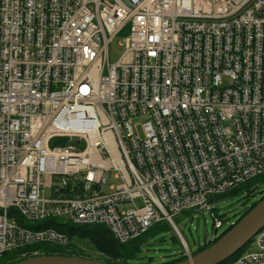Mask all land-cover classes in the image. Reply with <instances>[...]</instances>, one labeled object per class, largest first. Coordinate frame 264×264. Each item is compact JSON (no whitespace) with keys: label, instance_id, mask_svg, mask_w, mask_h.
<instances>
[{"label":"built area","instance_id":"2783aa9c","mask_svg":"<svg viewBox=\"0 0 264 264\" xmlns=\"http://www.w3.org/2000/svg\"><path fill=\"white\" fill-rule=\"evenodd\" d=\"M57 136L74 144L53 148ZM259 175L264 0H0V256L67 242L12 208L104 224L120 242L163 221L181 235L185 211L221 228L211 198ZM231 264H264V228Z\"/></svg>","mask_w":264,"mask_h":264},{"label":"trees","instance_id":"16d2710c","mask_svg":"<svg viewBox=\"0 0 264 264\" xmlns=\"http://www.w3.org/2000/svg\"><path fill=\"white\" fill-rule=\"evenodd\" d=\"M264 184V175L256 176L249 181L230 189L229 191L216 196L223 197L227 195H239L241 193H247L246 199H250L251 196H255L256 189H259L257 185ZM264 192V190H261ZM216 197L211 198L214 201ZM264 195H261L258 199L252 201L249 206L242 209L237 215L235 214L234 224L228 225L224 231L214 240L200 246L194 254L208 248L213 243H215L220 237L228 233L236 223H238L256 204H258ZM218 208L216 212L218 216L223 220L224 224L226 219L219 215ZM184 213H191L190 211H185ZM11 216L17 219L19 224L31 228L34 230H40L44 228L53 227L59 232L63 233L67 237L66 243H56V242H36L23 247L15 248L9 250L0 256V264H14L22 259L34 256V255H76L88 258H93L83 253H75L70 251L71 248H79V243L86 242L91 245L96 251L102 254L103 258H97V260L112 262V263H122V264H171L187 259L183 253L174 254L171 259L161 262L154 263L153 258H147L142 256L143 246L145 238L148 235H156L158 233H163L167 230L172 229L170 223L163 221L153 224L145 233L140 236L128 241L120 242L112 233V231L104 224L93 223V224H74L70 221H64L61 218H47L38 221L26 220L18 211L14 208L11 209ZM178 217V216H177ZM176 217V218H177ZM175 218V219H176ZM164 237V236H163ZM251 244L247 243L239 251L236 252L232 257L222 262L221 264H231L238 256L247 251ZM82 250V249H81Z\"/></svg>","mask_w":264,"mask_h":264},{"label":"rangeland","instance_id":"374dc122","mask_svg":"<svg viewBox=\"0 0 264 264\" xmlns=\"http://www.w3.org/2000/svg\"><path fill=\"white\" fill-rule=\"evenodd\" d=\"M121 36L117 37L111 44V54L110 61H116L124 47L120 44ZM144 118L139 117L133 121L134 126L138 124V130L142 134L141 126L139 125ZM67 144H74V141L70 140L68 137L57 136L51 140V147H65ZM120 180L111 176L106 184L103 186L104 191H111V187H115L119 184ZM259 189H256L255 196H251L250 199H246L247 193H241L239 195H227L223 197H216L214 203L219 215L226 219L225 227L231 221H234L235 214L237 211H241L247 205L249 206L252 201L258 199V195L263 193L260 191L264 190V184L257 185ZM49 194V190H47ZM181 235L178 231L172 227V229L167 230L163 233H158L156 235H148L145 238L142 256L147 258H153L154 263H161L172 258L174 254H179L185 251L186 246L190 250H196L199 242L204 239V236L208 234L212 235L213 217L210 213L205 215L199 214L198 212L183 213L180 214L175 219ZM164 236V237H163ZM79 248H71L70 251L75 253H83L93 257V259L103 258L102 254L96 251L91 245L86 242L79 243Z\"/></svg>","mask_w":264,"mask_h":264},{"label":"water","instance_id":"95a60500","mask_svg":"<svg viewBox=\"0 0 264 264\" xmlns=\"http://www.w3.org/2000/svg\"><path fill=\"white\" fill-rule=\"evenodd\" d=\"M264 228V199L256 204L232 229L208 248L191 258L171 264H221L226 261ZM214 230V235L217 234ZM208 236L206 234L204 238ZM14 264H122L76 255H34Z\"/></svg>","mask_w":264,"mask_h":264},{"label":"bare ground","instance_id":"6f19581e","mask_svg":"<svg viewBox=\"0 0 264 264\" xmlns=\"http://www.w3.org/2000/svg\"><path fill=\"white\" fill-rule=\"evenodd\" d=\"M59 122V127H61V128H64V126H65V123L64 122H61V121H58ZM105 124V122L103 121L100 125H99V127H101L102 125H104ZM68 126H70L71 125V123H69V124H67ZM102 128V127H101ZM83 129H85V128H83ZM106 131L107 132H109V129H106ZM104 138L107 140V142L108 143H110L111 144V146L113 147V151H112V155H113V159L116 161V160H120V166L121 167H123L124 166V163H123V160H122V158H123V156H121L120 154H117L118 152H120L121 150H120V147H119V145H118V143L116 142V136L115 135H113V134H111V133H105L104 134ZM98 143H100L99 141L97 142V144ZM95 146H96V144H95ZM97 162V161H96ZM109 163V161L108 160H98V166H103V165H106V164H108ZM112 163V162H111ZM103 164V165H102Z\"/></svg>","mask_w":264,"mask_h":264},{"label":"flooded vegetation","instance_id":"af4514ba","mask_svg":"<svg viewBox=\"0 0 264 264\" xmlns=\"http://www.w3.org/2000/svg\"><path fill=\"white\" fill-rule=\"evenodd\" d=\"M261 195H264V193H261V194H259L258 196L260 197ZM239 212H240V211H237V212H236V215H237ZM223 229H224V228H223ZM223 229H219L216 235H213V233H212V235H210V236H209V235L206 236L203 240L200 241V243L198 244L197 248H198L199 246H203V245H205L206 243H208V242L212 241L213 239H215L216 236L219 235V234L223 231ZM213 232H214V231H213Z\"/></svg>","mask_w":264,"mask_h":264}]
</instances>
